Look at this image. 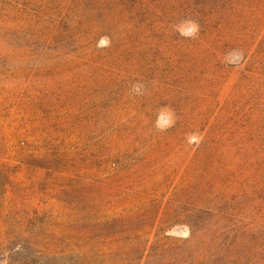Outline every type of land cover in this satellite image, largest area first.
Returning a JSON list of instances; mask_svg holds the SVG:
<instances>
[{
    "label": "rangeland",
    "instance_id": "rangeland-1",
    "mask_svg": "<svg viewBox=\"0 0 264 264\" xmlns=\"http://www.w3.org/2000/svg\"><path fill=\"white\" fill-rule=\"evenodd\" d=\"M0 264H264V0H0Z\"/></svg>",
    "mask_w": 264,
    "mask_h": 264
},
{
    "label": "clouds",
    "instance_id": "clouds-1",
    "mask_svg": "<svg viewBox=\"0 0 264 264\" xmlns=\"http://www.w3.org/2000/svg\"><path fill=\"white\" fill-rule=\"evenodd\" d=\"M188 23L191 24V30L189 32H184L183 30H181V35H194L198 31V25L194 21H188Z\"/></svg>",
    "mask_w": 264,
    "mask_h": 264
}]
</instances>
